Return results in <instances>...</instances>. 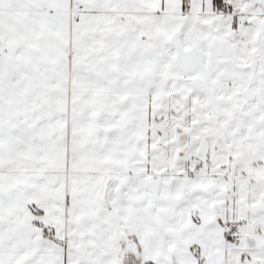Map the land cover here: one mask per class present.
<instances>
[{
	"label": "snow or ice",
	"instance_id": "obj_1",
	"mask_svg": "<svg viewBox=\"0 0 264 264\" xmlns=\"http://www.w3.org/2000/svg\"><path fill=\"white\" fill-rule=\"evenodd\" d=\"M0 264H264V0H0Z\"/></svg>",
	"mask_w": 264,
	"mask_h": 264
}]
</instances>
